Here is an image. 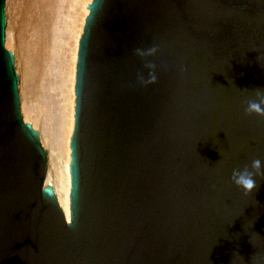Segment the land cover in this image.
<instances>
[{
  "label": "water",
  "instance_id": "water-1",
  "mask_svg": "<svg viewBox=\"0 0 264 264\" xmlns=\"http://www.w3.org/2000/svg\"><path fill=\"white\" fill-rule=\"evenodd\" d=\"M0 0V264H264V0H92L79 39L70 222L19 106ZM156 45L143 86L138 47Z\"/></svg>",
  "mask_w": 264,
  "mask_h": 264
},
{
  "label": "bare ground",
  "instance_id": "bare-ground-1",
  "mask_svg": "<svg viewBox=\"0 0 264 264\" xmlns=\"http://www.w3.org/2000/svg\"><path fill=\"white\" fill-rule=\"evenodd\" d=\"M26 1L25 10L17 18V24L6 27L5 46L7 39L6 47L15 46L23 50L25 96L21 100L20 94V112L23 114V109L24 120L31 121L33 126L41 129L44 144L50 149L54 164V169L49 170V154L46 149L44 181L52 183L60 212L66 222H70V138L76 122V66L79 39L89 14L88 3L92 0ZM5 6L7 15L6 2ZM67 7L69 10L66 16L69 19L63 20V10L66 12ZM15 70L18 73L17 66ZM18 77L19 86V73ZM38 139L44 147L40 131ZM61 161L63 164H60Z\"/></svg>",
  "mask_w": 264,
  "mask_h": 264
},
{
  "label": "clouds",
  "instance_id": "clouds-1",
  "mask_svg": "<svg viewBox=\"0 0 264 264\" xmlns=\"http://www.w3.org/2000/svg\"><path fill=\"white\" fill-rule=\"evenodd\" d=\"M159 47L156 45L150 47H138L135 49V55L139 57L147 69V74L140 72L137 75V81L143 85L148 86L157 83V65L153 58L157 56ZM255 99L247 101L245 109L246 114H256L264 116V88H257L254 92ZM264 177V162L260 159H254L251 163V170L246 166L243 170L234 169L232 172V182L242 191L245 195L258 190L256 177Z\"/></svg>",
  "mask_w": 264,
  "mask_h": 264
},
{
  "label": "rangeland",
  "instance_id": "rangeland-1",
  "mask_svg": "<svg viewBox=\"0 0 264 264\" xmlns=\"http://www.w3.org/2000/svg\"><path fill=\"white\" fill-rule=\"evenodd\" d=\"M5 2L7 3V22H8L7 27H8V26H10L13 23H16L17 24V22H16L18 20L17 18H20L22 16L21 14L25 10V7H26L25 2L27 3V1L26 0H5ZM68 10H69V8L67 9L66 12H65V9L63 10L64 11V13H63V20H68L69 19L66 16V14L68 13ZM64 15H65V17H64ZM6 46H7V39H6ZM11 48L14 50V53L16 55L17 71H18V73L20 75V78H21L19 87H20V94H21V100H22V98H24V96H25V94H24V92H25V90H24V88H25V84H24V75H25V69H24V53L22 52L23 50L20 49L21 50L20 51L19 49H16L15 46H12ZM22 113H23L22 115H24L23 109H22ZM24 117H25V115H24ZM35 128H37L40 131L42 144H43V146L48 151V154H49L48 155L49 170H51L52 168L54 169V166H53L54 164H53V162L51 160L50 149L48 148V146H46V144H44L45 141H44V138H42L41 129L39 127H35ZM60 164H63L62 161H61Z\"/></svg>",
  "mask_w": 264,
  "mask_h": 264
}]
</instances>
